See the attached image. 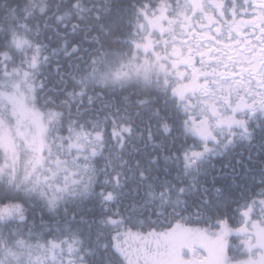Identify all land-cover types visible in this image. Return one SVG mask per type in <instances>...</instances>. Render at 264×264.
<instances>
[{"label":"snow or ice","instance_id":"obj_1","mask_svg":"<svg viewBox=\"0 0 264 264\" xmlns=\"http://www.w3.org/2000/svg\"><path fill=\"white\" fill-rule=\"evenodd\" d=\"M0 264H264V0H0Z\"/></svg>","mask_w":264,"mask_h":264},{"label":"rangeland","instance_id":"obj_2","mask_svg":"<svg viewBox=\"0 0 264 264\" xmlns=\"http://www.w3.org/2000/svg\"><path fill=\"white\" fill-rule=\"evenodd\" d=\"M210 247H211V243H210V240H209V242H207V247L204 248L205 255H202L204 253H201V252L197 254L201 261H210V257H209V253H208V249ZM246 258L247 257L245 256V257H243V258H241L239 260H244Z\"/></svg>","mask_w":264,"mask_h":264},{"label":"trees","instance_id":"obj_3","mask_svg":"<svg viewBox=\"0 0 264 264\" xmlns=\"http://www.w3.org/2000/svg\"><path fill=\"white\" fill-rule=\"evenodd\" d=\"M108 132L109 133L111 132V128L110 127L108 128ZM218 163H220V162L218 161ZM233 243H239V241H233ZM243 252H244V250L241 249V250H239L237 252L230 253V255H235L237 257V259H241V258L245 257V255L243 254ZM201 253H204L202 255H205V252L204 251H202Z\"/></svg>","mask_w":264,"mask_h":264}]
</instances>
